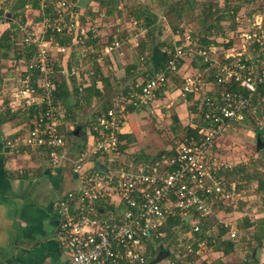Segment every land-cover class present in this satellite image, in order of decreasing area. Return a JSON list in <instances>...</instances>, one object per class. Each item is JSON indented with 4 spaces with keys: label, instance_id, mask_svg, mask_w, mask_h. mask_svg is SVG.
Listing matches in <instances>:
<instances>
[{
    "label": "built area",
    "instance_id": "1",
    "mask_svg": "<svg viewBox=\"0 0 264 264\" xmlns=\"http://www.w3.org/2000/svg\"><path fill=\"white\" fill-rule=\"evenodd\" d=\"M33 1L44 11L41 31L16 19L9 35L15 46L24 48L13 53L12 64L21 79L11 90L8 104L23 118L24 137L8 142V147L43 155L51 169L67 164L76 177L79 188L54 206L60 215L55 234L59 246L71 264H150L157 244L167 237L164 227L169 220L181 219L190 227L177 239L186 245L185 252L168 259V264H205L200 259L206 246L197 237L200 219L214 217L223 207L237 209L247 192L226 181L227 172L247 163L233 162L234 156L229 159L221 142L251 117L264 132V0L248 1L249 13L237 19L231 48L200 50L199 55L215 70L216 82L202 88L199 76H185L181 88L183 95L198 97L195 119L201 123L191 127L200 130L151 165L128 163L121 151L122 124L130 109L149 105L169 84V76L179 74L182 51L177 50L171 61L129 93L126 103L96 115L88 125L91 141L84 150L71 152L68 133L73 126L66 123V111L56 95L60 85L56 75L76 80L82 93L83 83H91L95 65L90 63V73L83 81L82 66L69 65V55L75 47H85L89 35L93 40L98 36L81 24L79 0ZM50 7L53 12L48 14ZM1 19L9 17L0 8ZM62 36L72 43L61 45L57 37ZM120 46L119 41L107 44L100 53L109 55ZM57 55L66 59L67 69L55 71ZM222 224L229 229V240L243 242V231ZM252 251H244L238 262L229 264H256L248 257ZM192 255L198 258L193 260Z\"/></svg>",
    "mask_w": 264,
    "mask_h": 264
},
{
    "label": "crops",
    "instance_id": "2",
    "mask_svg": "<svg viewBox=\"0 0 264 264\" xmlns=\"http://www.w3.org/2000/svg\"><path fill=\"white\" fill-rule=\"evenodd\" d=\"M13 1L7 0V3L11 5ZM21 1L26 4L25 9L22 10L25 19L22 20L23 17L20 16L13 17L12 14H9L10 10L7 9L5 13L9 19L0 20V264H71L69 256L61 249L55 239L60 223V215L54 206L69 191L79 188L76 177L67 164L51 169L43 155L34 151H24V149L17 152L16 148L8 147V142L24 137L21 128L23 118L8 106L10 92L21 79L20 74L15 72L12 64L14 62L13 53L19 47H13L12 41H8L11 30L15 27V23L12 21L21 19L25 22L26 27L41 31L44 18V11L38 2L33 0ZM21 1L16 0L17 3L19 2L18 4ZM195 1L204 2L206 0ZM101 2L110 4L111 0H92L88 4V8L81 11V15L85 16L82 25L88 30L91 29V32L98 36L96 47L90 49L83 46L75 47L69 55L71 59L69 65H81L82 79L86 81L85 76L90 73V63H94V72L98 70L102 73L94 75V77H97L96 89L100 93L115 94L112 98H107V100H111L118 94L124 96L129 94L131 89L136 90L151 77L148 54L153 45V49L158 47L167 54L172 49H184L186 54L184 64L179 74H177L178 79L170 78L169 84L156 93L149 105L139 110L130 111L128 114L132 116L138 114L141 110H150V115L157 114L167 119L168 109L174 104L189 105L192 116L189 122H182L179 119L175 121L171 117L169 127L162 126L156 130L158 133L162 130L171 132L176 139L178 137L176 134H181L185 127L198 124L197 119H195L196 114L191 109L197 102L198 97L189 94L183 95L181 91L183 77L185 75L193 76L198 71L192 63L193 57L191 58L192 52L196 53L201 47L198 37L203 34L201 26L195 20L196 11L189 7L188 2L183 0H112L117 6V10H115L116 6H110L112 13L108 15L106 9L101 7ZM176 6L178 9L183 7L184 12L180 15L176 11L171 12L172 7ZM49 12H53L52 7L49 8ZM236 16L237 20L240 16L239 14ZM153 18L156 19V23L149 26V21ZM224 23H221L223 27H225ZM210 33L214 34L215 31L212 30ZM227 33H229L228 30ZM233 33L230 31L228 35L224 36L219 33L214 39L216 44H213V47H221L225 51L231 48L234 44L232 40ZM18 37L20 38L19 35ZM116 41L121 43L119 49H115L109 55L100 53L104 46ZM54 62L55 66L60 69L69 67L66 59H60L59 55L54 57ZM4 65L6 69L3 68ZM198 76L196 77L198 78ZM87 83L88 81L83 83L84 87L91 84ZM69 87L70 90L76 88L73 85ZM178 92L183 96L182 99L176 97ZM71 96L75 95L71 94L69 99ZM101 97L98 99H101ZM95 99H93V103ZM93 103L89 107L84 106L81 96H75L72 105H69L71 108L75 106L77 108L66 109V118H68L71 125H77L85 133L84 139L74 138L71 141V152L81 150L91 141L88 125L96 117L94 112H97L94 110L96 106ZM173 116L176 115L173 114ZM81 118H84L83 122L80 120ZM125 126L123 128L122 124L121 151L128 161H135L129 163L131 165L148 164L153 158L156 159L172 148V146L163 145L160 150L152 154L143 152L139 143L136 142L131 127ZM141 135L146 134L142 131ZM256 199L257 194L248 195L246 192L244 202H247L246 206L249 209V214L242 212L240 209L228 212L230 207H224L227 212L220 211L219 213L232 216L237 222L238 220L242 222L247 215L254 216L255 220L264 218V212L260 213V206L251 205ZM252 213H255V215ZM229 225L235 227L230 223ZM261 246L262 258L264 245ZM248 257L253 259L252 255H248ZM261 258L260 262L253 260L256 264H263Z\"/></svg>",
    "mask_w": 264,
    "mask_h": 264
},
{
    "label": "trees",
    "instance_id": "3",
    "mask_svg": "<svg viewBox=\"0 0 264 264\" xmlns=\"http://www.w3.org/2000/svg\"><path fill=\"white\" fill-rule=\"evenodd\" d=\"M21 1V0H19ZM117 1V0H116ZM189 3V7L191 9H193L194 11H196L197 15H196V22H198V24L201 26V29L203 31V34L198 37L199 38V44H200V48L196 51L197 53V58L193 59V65L196 67L197 70H199V72H205V74H207V77L205 75H200L199 74V79H200V86L202 88L205 87V85L207 83H214L216 82L215 76V70H213L212 68H210L209 63H206L204 61L203 56L199 55L200 50H204V51H208L210 49V47H213V44H216L214 39L218 36V34L220 33L222 36L224 35H228L227 33V28L223 27L221 25L222 22H227V21H232V26L230 27L231 29H229L228 31L230 32H234L237 30L238 26L235 23V19H236V15L238 14V10L239 7H241L240 5L238 7H235L233 10L231 9V1L230 0H223L224 3V7L220 6L219 4V0H214V1H204V2H198V1H190V0H183ZM241 3V0H238ZM249 1V0H246ZM244 1V2H246ZM7 2V0H6ZM16 2V1H15ZM19 3V2H18ZM17 2L13 5V7L11 8V10L9 11V14H12L13 17H23V19H25V16L23 14V11L25 9V2L18 4ZM101 7L105 8L107 11V14L110 15L112 13V11L110 10V6H116L112 0L110 2V4L108 3H104L101 2ZM17 6V7H15ZM0 8H1V14L5 15V8H4V3L1 4L0 2ZM117 10V6L116 9ZM114 10V11H115ZM181 10V11H180ZM82 8H78V12L80 14L79 18H80V22L81 24H84L83 18L85 19L84 15H81ZM86 11V10H83ZM178 12V14H182V12H184L183 7H181L180 9L176 7H172V11L171 12ZM47 12H49V9L47 10ZM51 12H49L48 14H50ZM8 14V15H9ZM138 20V19H137ZM24 22V21H23ZM25 23V22H24ZM156 23V19L153 18L151 19V21H149V26L153 25ZM212 30L215 31L214 34L210 33ZM228 37V36H226ZM57 40L59 41V43L61 45H65V46H69L70 43H72V39H68L65 38L64 36L62 37H57ZM8 41H12L10 39V37L8 38ZM98 41L93 40L91 35L88 36V38L84 41V46L87 48H91V47H96ZM12 46L14 47V42L12 41ZM151 44V41H150ZM152 45V44H151ZM154 46V45H153ZM153 46L150 48L149 50V54H148V61L150 64V76H153L159 69H161L164 64H166L167 62L171 61L174 56L176 55L177 50H181L182 51V55L179 57V65L177 66V70L180 71L183 64H184V58H185V54L186 51L182 48L180 49H172L171 52L169 54H167L165 60L159 65V66H155L154 63H152V59L151 56L153 55L154 49ZM16 47V46H15ZM23 51L24 48L19 47L16 48V51ZM21 51V52H22ZM25 54H26V49H25ZM194 58V57H193ZM151 59V60H150ZM55 71L58 72L59 71V67L54 66ZM96 74H102L100 73L98 70H96V72H94V75ZM169 78L171 79H178L177 78V74H171L169 76ZM96 80L97 77H92L91 79V84L88 87H85L82 93H79V87L80 84L78 82L75 83V80L73 79H67V78H62L60 75H56V81L57 83H60L59 88L57 89V94L58 98H59V102H61V104L63 105L65 111L67 112L66 109L72 110V109H76L77 106H75L74 108H71L69 103H68V99L70 97L71 94H74L76 97H80L81 99L84 101V106H91L93 103V99L94 98H99L101 97V93L96 89ZM70 85L75 86L76 88H73V90H70ZM191 95V94H189ZM117 104V103H116ZM113 106V105H112ZM112 106H110L109 108H107L105 111H101L99 112L100 114L102 113H106L108 109H110ZM191 109L193 110V112L195 114H198V103L195 102L194 106L191 107ZM130 111H135L130 109ZM199 123H201L200 120H197ZM68 122V118H66V123ZM71 124V123H70ZM246 126L251 128L253 132L261 138H264V132L262 130H260L257 125H256V120L254 117L251 118H247V120L241 125V126ZM74 127H78L77 125H74L72 128V131L70 133H68V138L70 139H74L75 137L73 136V131H74ZM76 129V128H75ZM184 135L182 137L181 134L177 135L178 136L176 138V140H178L179 142L174 144L176 146H173L171 148L170 151L168 152H164L163 154H170L172 153V151L180 144L182 143V141L185 139V137H189L190 135H195L197 134V132L200 130L199 126L198 128L193 129L191 126L189 127H185L184 129ZM77 139V138H75ZM122 139V136H121ZM84 150V148H81ZM122 150V148H121ZM257 152H260L257 150ZM225 156V155H223ZM45 159L47 160V158L45 157ZM154 158L148 162V165H151L154 162ZM135 162V161H132ZM140 162V161H139ZM128 163H130V161H128ZM257 163L255 165H253V167L255 168V171H253L251 174L248 173L246 171V167H244V165L239 166L238 168H236L233 172H227L225 174V179L229 184H235V189L239 190V189H246L247 190V186L252 185L253 181H255L256 185V192H258L259 195L263 196L264 199V175L262 173V171H258L260 170V167L256 166ZM261 169L264 170V165L261 167ZM247 201V200H246ZM247 202H240L238 204V208L237 210H241L244 213H248L249 209L246 206ZM262 209L264 210V203H263V207ZM234 209L231 207L230 209H228V212L233 211ZM249 214V213H248ZM200 226H201V233L197 234L198 239H200L201 242L205 243L206 248H210L212 249L213 252L215 253H220V254H230L232 252H235L234 250H236V243L229 240L227 238V233L229 232V229H227L222 223L218 224L215 220L214 217L212 218H205V219H200ZM176 227H178L177 229H175ZM213 228H217L216 229V234H214L213 236L210 235V237L208 236V232H210L211 230H213ZM238 230H241L245 233V239L242 242L243 245V249L245 251L251 252L252 250H254L258 245H264V218H260V219H256V220H252L250 216H246L243 218L242 224L238 225L235 227ZM179 229L182 230L181 235L178 236V238L180 236H182L183 234H185L186 232H188L190 230V227L188 225V223L186 221H183L181 219L177 220V221H170L168 222V224L164 227V230L167 232V237L165 238L167 241L172 242L174 239H176L175 233L177 232ZM177 238V239H178ZM166 241V242H167ZM194 251L196 252L198 250V246L194 245ZM178 254V252L176 253ZM175 254V255H176ZM181 254V253H180ZM196 259L198 258V256H194ZM154 261L151 260L150 264H153Z\"/></svg>",
    "mask_w": 264,
    "mask_h": 264
},
{
    "label": "rangeland",
    "instance_id": "4",
    "mask_svg": "<svg viewBox=\"0 0 264 264\" xmlns=\"http://www.w3.org/2000/svg\"><path fill=\"white\" fill-rule=\"evenodd\" d=\"M16 0H14L11 5L9 3L6 2V0H0L1 4L4 3V8H6L5 10H11V8L13 7V5L16 3ZM231 2V9L233 10L235 7H238L240 4L241 7H239L238 10V14L240 17H242L243 15H248L249 13V9H248V1L246 0H241V3L238 0H230ZM246 1V2H244ZM219 4L224 7V3L223 0H219ZM237 18V17H236ZM235 23L237 24V20L235 19ZM232 21H227L224 23L225 28H227V30L231 29L230 27L232 26ZM230 33V32H229ZM228 33V34H229ZM219 49H221V47H218ZM194 57L193 59L197 58V53L192 52V56L191 58ZM62 57H60L61 59ZM5 68V65L3 67ZM95 71V70H94ZM205 75L207 77V74H205V72H199L196 71L195 75L193 76H197V75ZM186 76V75H185ZM191 76V75H189ZM118 81V80H117ZM172 81V80H171ZM138 89V88H137ZM136 89V90H137ZM136 90L131 89V92H134ZM178 96L176 95V97L178 99H182L183 96L178 92L177 93ZM101 95H103L101 97V99L96 98L94 100V105L96 106V108L94 109L95 111H97L96 113L94 112L95 115L100 114L99 112H103L106 110V108L114 105L115 103H126L127 99L129 98V94L122 96V94H118L117 96H115L113 99L111 100H107V98L109 99L110 97L112 98L114 95L112 94H108L107 92H102ZM180 95V96H179ZM100 98V97H99ZM82 102H84L82 100ZM189 105L187 104H183V105H173L172 107H170L168 109V118L165 119L163 117L158 116L157 114H154L153 116L150 115L149 111H140L138 112V114L132 115V116H126V118L123 121V128L126 127L125 125H127V127H131V129L133 130V133L135 134V139L136 142L139 143V146L142 148L143 152H148V153H154L158 150H160L163 145H167V146H176L179 141L176 140L174 138V135H172L171 132H168L166 130H162V132L158 133L157 128H161L162 126H166L169 127L168 125L170 124V119L171 117L173 118V120L178 121L181 120L182 122H189L192 118L191 114H190V109L188 107ZM99 111V112H98ZM176 115V116H173ZM79 117V116H78ZM128 117V119H127ZM127 119V120H126ZM76 120V119H75ZM82 122L84 121V118L80 119ZM126 120V121H125ZM76 127H74L75 129ZM182 129V128H181ZM145 132L146 135H141V132ZM183 132L181 133L182 137L185 136L184 135V130H182ZM230 138H225L224 141L221 142V145L223 147H225L227 150H225L226 154L228 156L229 159H231V157H235V159H233V162H241L243 163H247L246 165H244V167H246V171L248 173H252L253 171H255V168L253 167V165H255L257 163L256 166L260 167V170L258 171H262L263 175H264V170L261 169V167L264 165V150L257 152V135L253 132L252 127H246L244 126H240L238 128H236V130L232 131V133H230ZM160 137V138H159ZM73 139H68L69 141V145H71V141ZM262 141H264V138H261ZM164 141V143H163ZM160 142V143H159ZM176 144V145H174ZM221 154V152H219ZM130 163H133L132 160H130ZM242 166V165H240ZM252 185L247 186V194L248 195H252L253 194H257V199L254 200L251 204L253 205H259L260 206V213L264 212V210L262 209L263 207V203H264V199L262 195H259L258 192H256V183L255 181L252 182ZM256 198V197H255ZM250 205V206H251ZM259 209V208H258ZM227 212V209L225 210L224 207L221 208L220 210L216 211V214L214 215V220L218 223H230L232 225H234L236 227V225H241L242 222L241 220L237 222V220L235 218H233L232 216H226L223 213H219V212ZM257 213V212H256ZM218 214V215H217ZM253 215H255V213H252ZM251 219L255 220V217L252 216ZM224 223V224H225ZM217 228H213V230L215 231ZM182 230L179 229L177 232L175 233L176 239H174L172 242L167 241L166 239H163L160 243L157 244V247L161 246L165 249H167V251H169V257L168 259H175V254L178 253H184V249L186 247V245H184V243L179 242L178 240L181 238V236L178 238L179 235H181ZM214 234H216V232L211 233V236H213ZM178 238V240H177ZM167 241V242H166ZM236 243V250L235 253L233 254L234 256H229L227 258H224L220 253H215L212 251V249L210 248H206L202 250V254L200 262H203L205 264H229L230 263H236L241 259V255L242 253H244V249L242 248V242H235ZM159 247V248H161ZM158 248V249H159ZM158 249L156 248V250L154 251V257L153 260L157 257V252ZM177 255V254H176ZM195 255H192L191 258H193V260H195L196 258L194 257ZM168 259H166L164 262L158 263V264H168ZM222 259H224L226 262H223ZM261 262L264 264V254L261 258Z\"/></svg>",
    "mask_w": 264,
    "mask_h": 264
},
{
    "label": "water",
    "instance_id": "5",
    "mask_svg": "<svg viewBox=\"0 0 264 264\" xmlns=\"http://www.w3.org/2000/svg\"><path fill=\"white\" fill-rule=\"evenodd\" d=\"M91 1L92 0H80L78 2V6L82 9H87L88 4ZM166 56H167L166 52L159 49L158 47H155L153 56H152V63H154L155 66H159L165 60ZM74 100H75V96H71V98L69 99V104L72 105V101ZM73 136L77 139H84L85 133L83 129H81L80 127H76V129H74L73 131ZM257 150L258 151L264 150V141H262L259 136H257ZM261 249H262V246L260 245L255 249V251L252 254L253 259L256 262H260ZM168 257H169V252L166 250L162 252L158 257H156L153 264L161 263L164 259H167Z\"/></svg>",
    "mask_w": 264,
    "mask_h": 264
},
{
    "label": "flooded vegetation",
    "instance_id": "6",
    "mask_svg": "<svg viewBox=\"0 0 264 264\" xmlns=\"http://www.w3.org/2000/svg\"><path fill=\"white\" fill-rule=\"evenodd\" d=\"M159 247H161V246H159ZM159 247H157V249L159 248ZM167 249H165V248H163V247H161V248H159L158 249V252H157V257L162 253V252H164V251H166ZM166 259H164L162 262H164Z\"/></svg>",
    "mask_w": 264,
    "mask_h": 264
},
{
    "label": "clouds",
    "instance_id": "7",
    "mask_svg": "<svg viewBox=\"0 0 264 264\" xmlns=\"http://www.w3.org/2000/svg\"><path fill=\"white\" fill-rule=\"evenodd\" d=\"M169 252V251H168ZM168 259V258H167Z\"/></svg>",
    "mask_w": 264,
    "mask_h": 264
}]
</instances>
